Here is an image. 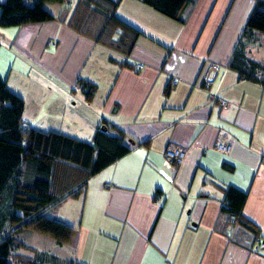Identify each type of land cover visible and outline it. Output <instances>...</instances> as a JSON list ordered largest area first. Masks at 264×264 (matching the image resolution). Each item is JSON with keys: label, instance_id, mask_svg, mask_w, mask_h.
Listing matches in <instances>:
<instances>
[{"label": "crops", "instance_id": "1", "mask_svg": "<svg viewBox=\"0 0 264 264\" xmlns=\"http://www.w3.org/2000/svg\"><path fill=\"white\" fill-rule=\"evenodd\" d=\"M109 1L138 33L127 56L68 26L72 0L45 4L51 21L0 27V77L23 100L26 125L91 142L104 121L130 148L47 212L72 240L21 231L15 264H264V80L229 67L257 0H191L183 23L140 0ZM79 80L95 85L90 101ZM220 138L229 154L213 150ZM169 144L186 152L179 167L164 158ZM227 187L246 194L255 235L221 213Z\"/></svg>", "mask_w": 264, "mask_h": 264}, {"label": "trees", "instance_id": "2", "mask_svg": "<svg viewBox=\"0 0 264 264\" xmlns=\"http://www.w3.org/2000/svg\"><path fill=\"white\" fill-rule=\"evenodd\" d=\"M68 1L71 0H5L0 4V27L51 21L54 18L44 5ZM72 1L75 3L69 27L80 35L92 37L98 44L129 55L138 33L115 17L116 3ZM140 1L179 23L184 22V11L191 3V0ZM79 9L84 18L74 20ZM262 35L264 1L257 0L229 62L240 80L253 83L264 80V61L249 57ZM77 86L90 101L95 85L79 80ZM23 112V100L0 77V264H15L14 250L22 246L18 240L21 231L46 235L59 245L68 244L74 230L49 218L47 212L80 195L91 177L130 152L125 133L104 121L91 142H85L58 132L31 128L24 123ZM223 192L221 213L232 225L243 226L255 235L254 228L242 215L246 194L234 187ZM51 261L58 262L54 258Z\"/></svg>", "mask_w": 264, "mask_h": 264}, {"label": "built area", "instance_id": "3", "mask_svg": "<svg viewBox=\"0 0 264 264\" xmlns=\"http://www.w3.org/2000/svg\"><path fill=\"white\" fill-rule=\"evenodd\" d=\"M48 46H51V47L56 46V41L54 40L49 41ZM215 67H216L215 65H212V69H214ZM134 69L136 71H142L143 66L134 65ZM221 104H223V102H221ZM231 147H232V143L230 140L220 138L214 144L213 150L220 154L226 155L230 153ZM185 153H186L185 150L181 148L180 146L175 145V144H169L164 150V158L168 163L173 164L176 167H179L184 162ZM107 186L109 187V185ZM155 199H156L155 203H158V198L156 197Z\"/></svg>", "mask_w": 264, "mask_h": 264}, {"label": "rangeland", "instance_id": "4", "mask_svg": "<svg viewBox=\"0 0 264 264\" xmlns=\"http://www.w3.org/2000/svg\"><path fill=\"white\" fill-rule=\"evenodd\" d=\"M84 18V16H83V14L81 13V11H80V9L78 10V13H76V15H75V19L74 20H78V18ZM260 48H258V49H256L255 51H256V53H254L255 51L254 50H250V52H249V57L252 59H255V60H261V59H258L257 57V55H260L261 56V58H263V53H264V51H263V49H261V50H259ZM11 81L9 82V84L11 85ZM30 83V82H29ZM12 86V85H11ZM15 88H16V90L26 99V103L29 105V103H30V99H31V95L29 94V96H28V94H26V91H24V87H22L20 90H18V88H17V86H14ZM9 90H11L10 88H9ZM12 91V90H11ZM13 92V91H12ZM31 92V90L29 91V93ZM14 93V92H13ZM17 95V94H16ZM30 97V98H29ZM21 98V97H20ZM29 107L31 108V103H30V105H29ZM41 236V235H40ZM42 236H46V235H42ZM46 238H49L48 236H46ZM11 262H12V259H11Z\"/></svg>", "mask_w": 264, "mask_h": 264}]
</instances>
